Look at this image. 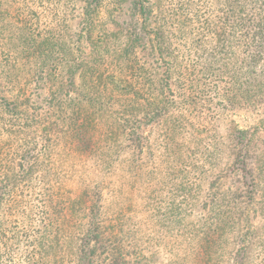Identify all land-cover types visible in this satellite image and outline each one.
<instances>
[{"label": "rangeland", "instance_id": "374dc122", "mask_svg": "<svg viewBox=\"0 0 264 264\" xmlns=\"http://www.w3.org/2000/svg\"><path fill=\"white\" fill-rule=\"evenodd\" d=\"M75 1L68 11L64 10L69 13L64 29L68 60L55 63L56 71L49 83L44 73L32 77V63L17 60L10 66L0 64L2 84L5 76H11L10 72L17 75L15 82L4 88L7 98L29 96L34 101L32 109L39 115L38 127H25V133L15 142L7 143L8 148L14 144L19 153L5 152L8 154L3 161L10 159L13 163L9 164V170L2 166L0 174L1 185L8 182L0 201V264H79L82 258V264H88L85 250L80 252L72 247L73 238L80 237L85 228L83 203H71L70 210L65 202L57 200L64 196L81 198L79 186L102 165L85 156L84 138H72L73 131H65L63 123L75 103L86 114L94 112L96 116L97 112L116 111V97L109 96L102 103L93 98L101 101L105 95L100 92L105 88L115 94L130 83L126 77L121 84L116 70L117 57L126 55L130 65H134L135 59L139 61L134 70L144 82V78L152 81L161 93L157 97L158 90L150 88L154 97L147 101L149 111L156 110L158 105L162 107L163 119L169 117L163 122L150 113L142 118L143 132L137 125L132 129L149 139L143 142L149 159L148 171L152 175L159 163L154 157L156 139L168 135L169 158H181L186 160L184 164H190L185 165L184 173L192 177L186 186L189 191L186 201L193 214L169 220L166 227L152 226L146 218L137 235L142 242L138 251L124 255L119 250L103 253L99 249L89 259L91 264H264V43L257 56L249 57L253 45L248 38H240L235 26L238 17L252 10L251 5L262 12L264 0H227V42L220 44L215 43V33H222L225 28L220 23V14L226 0ZM91 10L107 33L117 35L112 45L101 44L95 33L85 30L90 22L86 21L85 13ZM51 17L52 14L48 19ZM6 27L13 39L14 27ZM19 33L17 30L16 36ZM131 40L132 50L124 52ZM10 47L14 48V44ZM191 48L202 56L198 62L187 55ZM210 56L216 57L210 60L212 66H206L205 58ZM243 59L252 60L254 82L261 85L251 84L254 95L244 106L227 108L226 104H220L215 93L210 95L215 75L223 86L227 75H220L221 69L229 64L237 68L234 61ZM204 66L210 68L204 71ZM244 67L236 69L242 77ZM39 71L40 68L35 69ZM55 96L56 101L49 102ZM68 106L71 107L66 110ZM58 108L66 110L65 113L58 114ZM47 114L51 117L45 118ZM45 122L53 128L47 137L43 130ZM111 122L96 119L92 124L99 139ZM164 126L168 131L162 135L160 128ZM93 131L88 129L87 134L91 137ZM122 139H110V154L119 155L118 143ZM130 139L133 146L138 144L135 136ZM28 148H33V153L20 159ZM221 213L232 220L231 228L221 224ZM144 218L139 216L135 220ZM235 224L238 229H234ZM120 235L116 231V236ZM200 236L207 242L201 243Z\"/></svg>", "mask_w": 264, "mask_h": 264}, {"label": "trees", "instance_id": "16d2710c", "mask_svg": "<svg viewBox=\"0 0 264 264\" xmlns=\"http://www.w3.org/2000/svg\"><path fill=\"white\" fill-rule=\"evenodd\" d=\"M75 3V0H0V64L3 63L2 65L10 66L15 64L12 62L17 60H22L23 64L32 63L34 65L32 77L44 73L45 80L49 83L50 78L53 77L56 71L55 63L58 60L61 62L68 60L64 29L68 26L65 17L69 13H65L64 10L68 11L69 7ZM223 3L220 23H224L225 25L223 26L225 28L222 33H215V43L219 44L223 41L227 42V0ZM134 7L136 10L135 4ZM251 8L250 12L246 10L244 15L237 18L235 26L238 27L240 38H248L251 41L253 46H251L248 56L254 58L259 54V49L264 43V10L259 12L256 10L258 6L254 5H251ZM86 9H88L87 6H85ZM140 10L143 12L145 9L141 6ZM50 14H52V17L48 19ZM85 14L86 21H90L88 23L89 26L85 27V30L88 33L90 31L92 34L95 33L96 40L101 41V44L104 42L114 43L112 41L116 40L117 35L110 32V36L106 32V29L102 27L101 21L94 18L93 10ZM7 25L14 27L11 28L14 35L13 39L9 36L11 30L7 29ZM17 30L20 31L18 36L15 34ZM153 33L154 36L157 35L154 30ZM11 43L12 45L14 44V48L10 47ZM132 43L133 41L131 40V45L123 48L124 52L129 51V49L132 50ZM187 55L197 59L196 62L202 57L193 48L189 50ZM223 56L227 57L225 54ZM215 57L205 58L207 61L206 66L209 64L212 66L213 62L211 63L210 60L212 58L215 59ZM135 60L134 65H130L127 55L118 56L116 63V70L119 72L118 78L123 84L126 77H128L130 83L125 84V87L121 91L115 92V94L105 88L100 92L105 95L101 101L93 98V101L102 103L109 96L116 97V111L105 110L97 112L98 115L96 116L94 112L86 114L85 111L79 108V103H75L68 112L67 121L63 123L64 128H66L65 131H73L72 138H77L78 140L80 136L84 138L83 149L86 151L85 156L91 161H100L102 165L95 175L87 178L83 186H79L78 194L81 198L75 199L64 196L63 199L57 200V202H65L70 210L73 208L70 207L71 203H76L77 201L83 203V220L86 221L84 224L85 228L82 229L80 237L75 236L73 238L75 241L72 247L80 249V252L85 250L84 254H88V264H91L89 259L94 258L96 251L99 249L103 253H112L119 250L124 255L132 254L133 250L138 251L142 246V242L137 238V235H140L141 226L144 225L142 223L146 221V218L149 219L152 226L164 225L166 227L169 220H180L193 214L190 203L186 201L189 194L186 186L191 182L192 177L184 173L185 165L190 166V164H184L186 160L181 158H169L168 147H166L168 135L166 134V138L160 139L159 136L155 141L156 150L154 157L157 158L159 163L151 175L148 171L149 159L146 154V145L143 143L145 140L149 141V139L143 137L139 132H132L134 125H137L136 128L143 132L144 129L142 127L144 126L142 124L145 121L142 118L150 115V113H153L157 119L161 120L164 118L161 113L162 107L160 108L158 105H156V110L149 111L147 101L149 98L154 97L150 88L152 87L158 92L159 89L148 78H144V82L139 77L138 71L134 70L139 61ZM234 63L238 64L237 68L245 66L244 77L240 75L239 70H236L237 68L229 64L221 69L220 72V75H227L226 83L223 86L219 85L220 78L215 75L214 91L210 92V95L215 93L220 104H226L227 108L244 106L249 100H252L254 95L251 84L261 85L258 82H254L252 74L255 71L252 67H255V65L252 60L243 59L240 62L235 60ZM206 66L202 70L207 71L210 68ZM38 68H40V71L35 72V69ZM10 73L11 76H5L3 79L5 84L0 82V135H3L0 138V174L2 166L9 170V164L13 163L10 159L3 161L8 154L5 152L11 150L14 155L19 153V149L14 144L8 148L7 143L15 142L22 132L25 133V127L32 128L34 127L33 125L38 127L39 123V115L32 109L34 104L32 98L25 96L19 97L20 99L9 100L5 95L6 91L4 88L8 84L14 83L17 78L16 74ZM126 87H134L136 91L131 88L127 90ZM160 94L159 92L157 97ZM84 96L86 94H83V99L85 98ZM55 99L56 96L51 97L49 102L54 103ZM20 105L25 107L21 108ZM70 107L68 106L66 110H69ZM31 109L33 112H31ZM57 110L58 114H64L66 111L60 108ZM44 117L49 118L51 116L47 114ZM168 118L162 121L165 122ZM96 119H110L112 121L105 127L107 130H104L103 137L100 139L95 127L92 126ZM28 121H30L29 124H26ZM131 124L133 126L129 128ZM46 126L47 128H45ZM50 126L49 122L44 123V137H47L48 132L53 129ZM91 128L94 129V133L90 137L87 132ZM33 130L35 131L36 129L33 128ZM160 130L163 135L168 131V128L164 126ZM132 136H135L134 140L138 142L136 146L130 143ZM114 137L123 138L118 143V156L117 153L110 154L109 152L110 139ZM33 139L31 138L30 140ZM104 146L107 149H104ZM32 153L33 148H28L19 158L24 159ZM166 157L168 159H165ZM64 173L68 174L69 170L65 169ZM5 178L6 176L3 177V179ZM56 179L58 180L59 177ZM4 183L3 186L0 181V201L2 200L3 189L8 187V182ZM78 194H75L74 197H77L76 195ZM55 197V199H58L56 194ZM139 216L145 218L137 222L135 218ZM227 217L223 214L220 222L223 226L227 225V227L231 228L233 225L232 220ZM235 228L238 229L236 224ZM116 231H119L121 235L117 237ZM200 238L201 243L207 242L204 236H200ZM79 260V264L84 262L83 258Z\"/></svg>", "mask_w": 264, "mask_h": 264}]
</instances>
